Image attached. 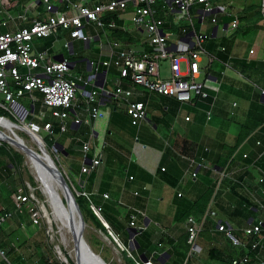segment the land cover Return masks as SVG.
Returning <instances> with one entry per match:
<instances>
[{
	"label": "crops",
	"instance_id": "obj_1",
	"mask_svg": "<svg viewBox=\"0 0 264 264\" xmlns=\"http://www.w3.org/2000/svg\"><path fill=\"white\" fill-rule=\"evenodd\" d=\"M31 1L38 3L39 0L28 2ZM219 1L217 0L216 3L221 7ZM28 2L24 4L20 2V6H17L14 12L20 13L21 6ZM103 2L106 0H87V5L94 7ZM55 3L60 12L68 11L62 3L56 0ZM37 6H41L40 3ZM248 6L249 16L259 17L262 21L261 25L264 26V18L260 13L261 0H251ZM133 7L134 5L130 4L125 12L104 14L102 18L106 23L115 21L118 24L116 30L105 28L102 33L92 36L85 33V25L84 33L92 38L90 44L72 39L70 31L62 29L57 30L56 34L50 38L34 42L37 49L49 50L51 61H59V59L68 61L71 64L73 76H96L92 84H80L76 106L71 111L74 117L70 116L66 121L68 131L69 127L78 131L84 125L88 126L86 130H89V134L83 136V140L77 141L81 149L84 144L94 143L96 149L92 151L91 148L88 159L102 155V164L89 175L91 179L82 180L85 184L84 190L91 195L92 201L97 206L103 208L108 222L104 217L103 220L127 250L131 243L130 214L135 209L142 213L137 224L145 227L143 232H146L148 236L142 239V247L127 253L129 257L135 256L140 262L141 256L148 255L150 261L156 264H166L170 261L180 264L189 259L188 254L185 259L177 256V246L187 234V220L182 221L178 218L205 192L212 190L213 195L208 210L214 211L216 215L195 217L202 228L198 240L202 253L192 257L195 258L192 264H232L234 259L248 254V245L259 240V237L247 236L245 228L259 221L264 222V180L261 181L264 178V121H260L261 118L255 120L253 114L250 115L248 111L244 113V124L237 121L235 126L223 121L217 122L212 127L211 135L207 136L200 133L202 128L200 122L204 120V113L207 110L192 109L193 117L191 118L187 112L183 118V110L176 98L162 97L141 87H133L134 95L131 100L144 102L147 111V119L141 122L138 131L130 123L126 112V101L114 96L100 95L99 105L107 114V118L91 120L89 125L85 122L81 125L74 124L76 118L84 120L88 117L83 113L87 103L85 92H91L97 88L100 92L114 94L119 84V72L115 67L110 69L101 67L97 71L98 63L89 59L70 62L64 54V49H67L70 55H74L75 42L84 43L86 49L90 48L93 42H99L98 56L103 60L108 58L110 43L113 41H119L125 47L149 51V37L146 31L136 28L131 22ZM239 12L241 11L226 13L230 14L228 17L232 19V23L234 20L241 23L242 19L248 18L249 13L241 19L238 16ZM161 14L162 12L159 16L164 18ZM107 17L112 19L106 21ZM166 25L169 23L167 22ZM169 27L167 26V30ZM216 27L218 26L212 24L208 28L212 32L210 37H213ZM172 30L179 33L178 27ZM229 30L230 25L225 24L223 32ZM219 32L218 28L216 37ZM63 34H68L72 41L62 40ZM262 35L258 34L257 40H254L255 44L251 47L254 52L250 53V57L246 58L243 52L236 53V57L220 55L217 52L218 57L213 55L216 60L212 62V71L204 64L205 58L203 59L202 79L209 78L210 86L217 88L211 91L215 97L214 112L216 104L219 103L217 94L221 90L249 100L252 105L259 95L264 104V54L263 52L261 54L258 41ZM66 42L70 43V48L65 46ZM208 46L212 52L217 51L214 44L209 43ZM221 51L226 50L221 49ZM78 63L85 64L81 65L77 72L75 69ZM103 73L105 74L102 75ZM224 76L236 79L240 84L236 82L233 87L229 86ZM120 82L125 88L130 86L129 80ZM215 113L217 117H220L223 113L222 107L217 106ZM187 117L191 120L186 121ZM56 121L59 124V120ZM205 126H209L206 120ZM241 136H245L244 140L237 148L235 147V152L230 154L229 149L234 148ZM61 147L59 150L67 160H70L71 155L63 145ZM244 155H248V158H244ZM222 171L227 173V177L223 179ZM195 172H197L196 178L192 177ZM131 177L134 179L131 180ZM188 181L191 182L187 183ZM136 192L139 194L135 195ZM105 194L109 195V199L104 198ZM119 222H125L127 228L121 227ZM219 222L227 224L232 233L246 246H235L224 233L219 232ZM133 245L135 246L134 243ZM249 254L250 264H259L260 260H264V242L261 249Z\"/></svg>",
	"mask_w": 264,
	"mask_h": 264
},
{
	"label": "built area",
	"instance_id": "obj_2",
	"mask_svg": "<svg viewBox=\"0 0 264 264\" xmlns=\"http://www.w3.org/2000/svg\"><path fill=\"white\" fill-rule=\"evenodd\" d=\"M56 1L62 3L68 11L60 12L55 0H39L38 3L31 1L26 6H21L20 13H15L14 9L20 6L19 0H0V95L4 99V102H0V110L4 113L3 116H0V120L14 122L19 127L27 129L28 132H24L28 136L33 133L43 139L41 130L54 134L53 123L47 119L51 116L53 119L59 120L60 132H67L66 121L76 106L80 84H92V80L96 76H73L71 64L68 61H51L49 50L37 49L34 42L50 38L56 34L57 30L62 29L70 31L72 39L90 44L92 38L84 33L85 21L88 24H96L102 29L116 30L118 24L115 21L106 23L102 17L105 13L125 12L130 4L134 5L131 22L136 28L146 31L150 49L141 51L134 47H125L119 41L111 42L108 58L98 63L96 70L98 71L101 67L105 69L117 68L119 84L114 94L100 92L97 88L91 92H85L87 103L83 113L88 117L84 120L76 118L74 124L81 125L85 122L89 125L91 120L107 118V114L101 110L99 105L100 95H102L103 97L114 96L124 99L127 103L126 112L132 120V125L140 126L141 122L147 119L146 104L142 101L131 100L134 95L133 87H141L149 92L176 98L182 102L212 100L210 102L212 106L214 105L215 97L211 94L214 88L210 86L209 78L202 79L204 73L202 62L205 56L208 57L210 63L215 59L208 55L204 48V44L210 39V36L198 33L196 21L198 24H205L211 17V23L217 25L216 14L224 12L221 10L223 8L217 5V0H164V3L162 0H106L94 7L88 6L87 0ZM39 3L44 12L49 14V17L46 20L35 18L31 23L26 24L30 8ZM216 10L217 12L214 13ZM193 11L196 17L193 16ZM160 12L164 18L159 16ZM260 13L264 18V0H261ZM227 15L230 16V14ZM167 18L169 20H165ZM167 22L169 25H166ZM167 26H170L168 30ZM174 27L179 28V33L172 30ZM238 27L239 21L234 20L231 29L237 30ZM65 46L71 47L68 42ZM165 63L168 64L171 72V76L167 79L162 78ZM122 80H129L130 86L125 88L120 82ZM35 93H39L42 99L36 97ZM24 97L31 101V108L21 102ZM38 103H40L38 118L44 122L43 126L34 120ZM212 118V112L208 111L207 121H211ZM190 120V117L186 118V121ZM45 145L47 146L46 143ZM90 150L89 143L83 145L85 161L81 168V175L92 174L102 164V155L95 156L91 160L88 159ZM244 158H248V155H244ZM61 168L63 169L62 165ZM63 172L67 176L73 192L79 197L82 196L90 200L91 210L98 218H102V208L92 202L91 195L84 190V182L81 181L82 190L78 191L64 169ZM192 177L196 178L197 172L193 173ZM225 177H227V173L222 171L221 178ZM263 180L264 178L261 179L262 182ZM138 194V192L135 193V195ZM13 198L16 208L21 209L31 204L34 194L26 193L24 188H19ZM104 198L109 199V195L105 194ZM30 212L33 225L42 226L43 219L40 211L31 208ZM141 214L138 211L130 214L129 226L131 228L145 229L144 226L137 224ZM215 215L214 211L207 210L205 217H214ZM11 218H13V214L10 211L0 209V228ZM105 227L115 244L124 251L126 248L119 242L117 236L109 229L108 225ZM186 227L190 246L188 258L190 259L202 253V248L198 244L202 228L194 216L187 219ZM218 231L224 233L235 246H246L232 233L227 224L219 222ZM245 234L249 237H259V240L248 245V254L242 258L234 259L232 264H250L249 253L257 252L264 242V222L259 221L249 225L245 228ZM1 254L3 257L5 256L4 252ZM138 264L143 263L139 262ZM149 264L153 263L150 261ZM259 264H264V260H260Z\"/></svg>",
	"mask_w": 264,
	"mask_h": 264
},
{
	"label": "rangeland",
	"instance_id": "obj_3",
	"mask_svg": "<svg viewBox=\"0 0 264 264\" xmlns=\"http://www.w3.org/2000/svg\"><path fill=\"white\" fill-rule=\"evenodd\" d=\"M28 1L29 0H19V2H21L22 4ZM250 1L251 0H220L219 1V4L221 5V7H223V9L221 10L224 11L216 14V17L218 19L217 26L220 32L217 35V37L215 38L210 37V39H208L205 42L204 48L207 51L208 55L211 56L214 55L218 57L217 56V52H218V54L220 55L236 57L235 56L236 53L241 54L243 52L246 58L250 57L249 56L250 53L254 52L251 50V47L253 44H255V41L258 38V34H263L262 36H260V39L258 41H259V49H261V54L262 52L264 54V26L261 25L262 21L260 20L259 17H255L253 15L249 16L250 13L248 10L249 8L248 4L250 3ZM162 3H164V0H162ZM27 4H29V2ZM238 11H241L238 13V16L241 19L242 17H244L246 14L249 13L248 18L241 20V23H239L238 30H232L231 29L232 19L228 17L226 12L236 13ZM193 16L196 17L194 11H193ZM48 17L49 14L44 12L42 6H32L28 12V22L26 24L31 23L35 18H40L44 20ZM85 23H86V28H85L86 34H90L94 36L97 33H102L104 31L102 28L97 27L96 24L93 23L88 24L86 21ZM225 24L230 25V30L228 32H223ZM211 25H212L211 17L207 19L205 24H198V22L196 21V30L198 31V33L204 35L208 34L209 36H212L211 29H208L210 28ZM61 37L62 40L67 39L69 41H72L68 34H63V36ZM209 43L214 44V48L217 49L216 52L211 51L210 47L208 46ZM74 47L76 49L74 55H70L68 53V50L64 49V54L67 58L70 59V62L81 61L83 59H89L96 63H100L101 61H103V58L101 57L99 59L98 56V54L100 53L99 42H93L90 48L88 49L85 48L84 43H78V42L74 43ZM221 49L222 50L225 49L226 51L223 52L221 51ZM214 59L216 60L215 57ZM83 64L85 63H78L75 70L78 72V69ZM204 64H206L207 67H209V70L212 71L213 65L212 63L209 62L207 56H205ZM170 76H171L170 69L168 68V64L165 63L164 69L162 71V78L167 79ZM223 78L228 83V85L232 87L234 83L238 82L236 79H232L230 77L224 76ZM35 95L39 99H42V96L39 93H35ZM217 97L219 99V103L218 105L216 104L215 112L217 106L222 107L223 113L220 117H217V115H215L216 113L213 111L215 104L212 106L210 102H193V101L182 102L178 100L179 105L181 106V110H183L182 113L183 118L187 114V112L188 114H190V117L192 118L193 110H204V111L209 110L212 112L213 118L212 121H208L209 126H205V120L207 122V113H206L207 111L204 113V120L200 122V125L202 126V128L200 129L201 134L203 135L206 134L207 136L211 135L212 127L215 126L217 122H221V121H223L224 123H231L232 125L235 126H236L235 123L237 121L244 124L245 123L244 113H247L248 111H250V115L253 114L255 120L261 118L260 121H264V104H262L259 95L256 98V102L253 105L249 100H245L242 97L238 95H234L229 91L228 93H226L225 91L221 90L220 93L217 94ZM0 102H4L2 95H0ZM21 102H23L28 108H31V101H28L27 97L22 98ZM37 106L38 107H37L36 117L34 120L37 123H39L41 126H43L44 122L39 120L38 118L39 117L38 110L40 108V103H38ZM71 117H74V115L71 114ZM47 119L48 121H51L53 124L58 125V121H56V119H53L51 116H49ZM87 127L88 126L84 125L78 131L72 130L69 127V131H67L66 133H61L58 130V128L55 129L54 134H49L44 130H41L40 132L41 136L44 139L43 141H45L47 144L46 146L47 150L50 152L51 156L53 157V159L56 161V163L59 165L60 168L62 165L63 169L65 170V173L68 175L69 179L71 180L76 190L78 191L82 190L80 184L82 180L89 181L91 179L89 175L82 176L80 173L82 161L85 160V154L82 152V149L80 148L77 142L78 139L83 140L84 138L83 136L85 135L87 136V134H89L88 132L89 130H86ZM133 127L137 131L139 130V126H133ZM133 127H131V129L136 131ZM235 129H237V127ZM24 130L27 132V130L23 128V131H19V135L22 136L27 141H31V136H28V134L25 133ZM0 144L6 145L8 148L12 149L15 153L24 155L23 153L16 150L14 147L8 145L7 143L2 142L1 140H0ZM55 144L61 146L63 145L66 148V151L71 155V157H69L70 160H67L59 149H57L58 151L54 149ZM90 144L92 151H94L96 149L94 143L90 142ZM26 162L27 159L26 156L24 155V162L21 168L19 170H16L13 167L12 168L8 167L9 161L7 158L0 157V209L10 211L13 214V218L9 219L5 223V226L3 227L5 234L3 233L0 235V241L1 240L8 241L9 245L12 248H14V246H16V243L12 241L13 240L12 233L18 226H21L23 228L22 231L30 233L32 237L28 239V242L24 247L14 248L15 252L12 256L13 259H16L19 256L18 259L20 261L25 260L30 264H43L40 261V256H39V253H41L44 259L50 260V262H53V264H65V262H63L61 259L58 258L55 247L59 245L61 250L63 251L61 252L59 248L58 251L61 252L62 254L63 253L70 254L71 250L60 245L61 243H60L59 234L55 232L52 234L49 232L48 229L49 228L51 229V226L48 224L47 218L45 217V214L41 209V205L44 204L45 206H47L46 207L47 212L48 210L51 211V209L48 206L47 197L42 192L41 184L36 179L31 168ZM63 169L61 168L62 171ZM30 176L38 184L37 188H34L30 185L29 183ZM64 176L67 179V176L65 174ZM190 182L191 181H188L187 183ZM19 188H27L28 192L34 194V198L31 204L29 206H24L21 209L16 208L15 200L13 198L14 194L17 192ZM37 190L41 192L43 196V200L36 196ZM31 208L40 211L43 219L42 226L36 227L33 225L31 212H30ZM135 211H139V210L135 209ZM119 223L121 227H126L125 222H119ZM54 225H55L54 230L57 232L58 231L57 224L54 223ZM146 236H148V234L146 232H143V234H141L139 238L143 239ZM85 237L87 241L90 242L89 244L93 247V250L97 251L102 257L106 258L110 264H125L124 257L121 254L123 251L115 244V242L110 236L109 237L106 236L102 231L97 229L94 223L90 219L88 220L87 227L85 229ZM139 238L138 240H140ZM143 241L145 242V240ZM9 250L10 248L6 249V251ZM124 251L127 252L128 251L127 248ZM1 252L2 251H0V264H11L8 261V259L5 258V256L4 257L2 256ZM194 260L195 258H192L191 260L186 259L180 264H192ZM166 264H174V263L170 261L167 262Z\"/></svg>",
	"mask_w": 264,
	"mask_h": 264
},
{
	"label": "water",
	"instance_id": "obj_4",
	"mask_svg": "<svg viewBox=\"0 0 264 264\" xmlns=\"http://www.w3.org/2000/svg\"><path fill=\"white\" fill-rule=\"evenodd\" d=\"M217 10L214 12L216 13ZM218 30V27H216L213 31V38L216 37V32ZM188 41V40H187ZM59 61H63V59H59ZM86 61V60H84ZM87 62V61H86ZM103 73L102 75H104ZM102 87V84L100 88ZM10 124L19 127L14 122L10 121ZM17 139L22 141L21 138L18 136H15ZM2 141V140H1ZM4 143H7L8 145L12 146L7 141H2ZM59 148H62L58 144H55L54 149L57 150ZM30 151L36 155L41 160L42 170H41V185L47 186L50 189H52L53 194L51 197L52 204L58 206L60 208V211L58 212V215L63 217L65 221L68 223L69 228L72 231L73 235V251L75 252V260L72 261L74 264H110L107 263L103 257L96 253L89 242L87 241L85 237V229L87 227V223L85 221V218L83 216V213L80 209V206L77 202V198L75 193L73 192L69 182L65 178L63 171L60 169L59 165L56 163V161L53 159L49 151L45 150L44 148L39 149V152H35L30 149ZM41 209L44 213L45 205H41ZM55 211L52 210L51 213H54ZM46 217V214H45ZM101 222L105 225L107 223L102 219L99 218ZM48 224L50 225L52 223L51 219L47 216ZM144 229H136V228H130L129 229V235L131 237V243L129 245L128 252L132 253L133 251L139 249L140 245L138 244L136 240V236L139 234H142ZM136 245V247L133 245V243ZM56 253L58 255V258L62 260L60 257L61 252L58 251L57 246L55 247ZM65 264H70L68 258H63ZM141 262L143 264H149L150 259L146 256L140 257Z\"/></svg>",
	"mask_w": 264,
	"mask_h": 264
},
{
	"label": "trees",
	"instance_id": "obj_5",
	"mask_svg": "<svg viewBox=\"0 0 264 264\" xmlns=\"http://www.w3.org/2000/svg\"><path fill=\"white\" fill-rule=\"evenodd\" d=\"M162 15V14H161ZM111 17H107L106 18V21H109ZM112 19V18H111ZM4 113L0 110V116H3ZM130 118V117H129ZM130 123L132 124V120L130 118ZM58 126V127H56ZM53 127H54V133H55V129L58 128L59 130V124H53ZM60 131V130H59ZM246 136V135H245ZM245 136H241L239 137L238 139V142L237 144L234 146V148H230L229 149V153L233 154V152H235V147L237 148L238 145H240L242 143V141L244 140V137ZM46 143V142H45ZM0 157H4V158H7L8 161H9V165L8 167L10 168H14L16 170H19L24 162V155L22 154H18V153H15L12 149L8 148L6 145L4 144H0ZM91 175V174H90ZM29 183L32 187L34 188H37L38 187V184L34 181V179L30 176L29 177ZM25 192L28 193V189L27 188H24ZM76 195V194H75ZM212 195H213V191L212 190H208L207 192H205L193 205H191L188 210L186 212H184L182 214V216L180 218H178V220H187L189 217L191 216H194V217H197V218H202L203 216H205L207 210H208V207H209V204H210V200L212 198ZM36 196L40 199L43 200V196L41 194L40 191L37 190L36 192ZM76 198H77V202L80 206V209L83 213V216L85 218V221L86 223H88V220L90 219L95 227L97 229H99L100 231H102L106 236L109 237L108 235V231L106 229V227L104 226V224L101 222V220L94 214V212L91 210V207H90V200H88L87 198L85 197H79L76 195ZM93 202V201H92ZM94 203V202H93ZM95 204V203H94ZM96 205V204H95ZM97 206V205H96ZM100 207V206H99ZM102 208V207H101ZM102 216L105 218L104 216V211H103V208H102ZM12 219V218H11ZM106 219V218H105ZM107 220V219H106ZM108 222V220H107ZM5 226V225H4ZM3 226V227H4ZM3 227L0 228V235L4 233V229ZM37 227V226H36ZM22 227L21 226H18L14 232L12 233L13 234V240L14 243H16V246H14V248H22L24 247L27 242H28V239L31 238L32 236L30 235V233H27V232H23L22 231ZM31 232V231H30ZM5 234V233H4ZM11 234V235H12ZM143 234V233H142ZM140 235V234H139ZM140 240H138V236L136 237V240L138 242V244L140 245V247L143 246V243H142V238H139ZM188 235L185 234V237L179 242L178 246H177V256H179L180 258H183L185 259L188 252H189V248L190 246L188 245ZM90 243V242H89ZM136 246V245H135ZM92 247V246H91ZM9 251H6V249H9ZM12 248L8 241H5V240H1L0 241V251L4 252L5 254V258L8 259V261L11 263V264H30L29 262L27 261H20L18 258L19 256L16 258V259H13L12 256L15 252V249ZM93 248V247H92ZM95 251V250H94ZM96 253H98L97 251H95ZM122 256L124 257V260H125V264H138L140 262L139 259L135 258H131L128 256V253L126 251H123L122 253ZM62 255V253H61ZM39 256H40V261L43 263V264H53V262H50V260H46L44 259V257L41 255V253H39ZM147 258H149L148 255H146ZM103 259L109 263V261L103 257ZM150 259V258H149ZM70 264H74V262L72 261V259L68 258ZM152 262V260H151ZM153 264H156L155 262H152Z\"/></svg>",
	"mask_w": 264,
	"mask_h": 264
},
{
	"label": "bare ground",
	"instance_id": "obj_6",
	"mask_svg": "<svg viewBox=\"0 0 264 264\" xmlns=\"http://www.w3.org/2000/svg\"><path fill=\"white\" fill-rule=\"evenodd\" d=\"M19 131H23V128L15 127V126L11 125L8 121L0 120V140L9 142L12 145V147H14L16 150H18L19 152L23 153L26 156V159H27L26 163L31 168L36 179L39 181V183H41V179H42V177H41V170H42L41 163L42 162L38 157H36L35 154H33L30 151V149L35 151V152H39V149H42V148L47 150L45 142L43 141V139L41 137H39L37 134L34 135L33 133L31 134V141H27L26 139H24L22 136L19 135ZM15 136H18L19 138H21L22 141L17 139ZM41 189H42V192L44 193V195L47 197L48 206L51 209V211L48 210V212L46 211L47 206H45V209H44V214H46V218L48 216L52 221V223L50 224L51 229L49 228L48 230L52 234L54 232L59 234L60 243H61L60 245L71 250L70 254L69 253L68 254L63 253L62 255L60 254V257L62 258V261H64V259H63L64 257H68L70 259L72 258L73 260H75L76 258H75V252L73 251L74 240H73L72 231L69 228V225L65 221V219L63 217H61L60 215H58L60 208L58 206L52 204V202H51V197H52L53 191H52V189H50L49 187L44 186V185H41ZM52 210H54L55 212L51 213ZM54 223L57 224V228H58L57 232L54 230V226H55ZM51 230H52V232H51ZM57 248H59L61 252L63 251V250H61L59 245H57Z\"/></svg>",
	"mask_w": 264,
	"mask_h": 264
},
{
	"label": "clouds",
	"instance_id": "obj_7",
	"mask_svg": "<svg viewBox=\"0 0 264 264\" xmlns=\"http://www.w3.org/2000/svg\"><path fill=\"white\" fill-rule=\"evenodd\" d=\"M58 151V150H57Z\"/></svg>",
	"mask_w": 264,
	"mask_h": 264
}]
</instances>
